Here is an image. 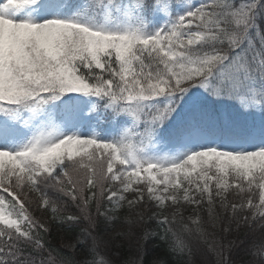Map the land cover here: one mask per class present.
I'll list each match as a JSON object with an SVG mask.
<instances>
[{
	"label": "snow or ice",
	"instance_id": "snow-or-ice-1",
	"mask_svg": "<svg viewBox=\"0 0 264 264\" xmlns=\"http://www.w3.org/2000/svg\"><path fill=\"white\" fill-rule=\"evenodd\" d=\"M149 222L264 264V0H0V264H146Z\"/></svg>",
	"mask_w": 264,
	"mask_h": 264
},
{
	"label": "trees",
	"instance_id": "trees-1",
	"mask_svg": "<svg viewBox=\"0 0 264 264\" xmlns=\"http://www.w3.org/2000/svg\"><path fill=\"white\" fill-rule=\"evenodd\" d=\"M73 213H75L76 209L73 208L72 209ZM93 212H94V208H93ZM149 227L146 229V231L151 232L152 235L148 236L147 238L143 237L142 233H138L141 236L140 239V246L143 250L144 253V259L146 261V264H151V261L155 258H160L162 261H172L175 259L174 256L170 255L169 251H168V246L167 244L162 241L159 236L156 234L158 231H162L156 228V225L152 222H149ZM219 225H217V229H218ZM76 231H79V229H76ZM208 231H212L211 227H208ZM70 233L67 232H60L57 235V238H59V236L61 235H68ZM239 235L241 236V239H243L244 236V231L241 230V232L239 233ZM232 239H235V235H233L231 237ZM135 249H132V252H134ZM129 248L128 245L124 246V255H129ZM204 259H210V260H215L216 257L214 254L212 253H208L207 256H202L200 254H196L192 257L193 260V264H201V261Z\"/></svg>",
	"mask_w": 264,
	"mask_h": 264
},
{
	"label": "rangeland",
	"instance_id": "rangeland-1",
	"mask_svg": "<svg viewBox=\"0 0 264 264\" xmlns=\"http://www.w3.org/2000/svg\"><path fill=\"white\" fill-rule=\"evenodd\" d=\"M82 171V170H81Z\"/></svg>",
	"mask_w": 264,
	"mask_h": 264
}]
</instances>
